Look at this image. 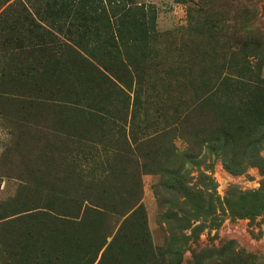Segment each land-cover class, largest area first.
Returning a JSON list of instances; mask_svg holds the SVG:
<instances>
[{
    "label": "rangeland",
    "instance_id": "1",
    "mask_svg": "<svg viewBox=\"0 0 264 264\" xmlns=\"http://www.w3.org/2000/svg\"><path fill=\"white\" fill-rule=\"evenodd\" d=\"M0 264H264V0H0Z\"/></svg>",
    "mask_w": 264,
    "mask_h": 264
}]
</instances>
